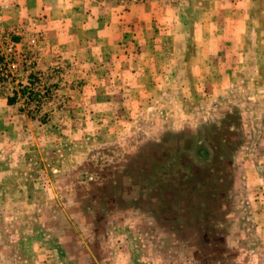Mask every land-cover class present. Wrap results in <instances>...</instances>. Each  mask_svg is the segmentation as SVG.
I'll list each match as a JSON object with an SVG mask.
<instances>
[{
    "label": "rangeland",
    "instance_id": "1",
    "mask_svg": "<svg viewBox=\"0 0 264 264\" xmlns=\"http://www.w3.org/2000/svg\"><path fill=\"white\" fill-rule=\"evenodd\" d=\"M99 1L168 26L70 76L0 0V264H264V0L211 43L209 0Z\"/></svg>",
    "mask_w": 264,
    "mask_h": 264
},
{
    "label": "crops",
    "instance_id": "2",
    "mask_svg": "<svg viewBox=\"0 0 264 264\" xmlns=\"http://www.w3.org/2000/svg\"><path fill=\"white\" fill-rule=\"evenodd\" d=\"M16 1L14 6L22 13L15 21L21 24L19 36L15 39L18 46L31 44L30 35L41 31L45 37L39 44L42 64L53 61L67 64L70 76L81 68L80 61L103 60L123 46L129 51L137 42L152 44L160 39L154 36L138 38L137 32L141 28L153 26V30H157L168 26L163 3L155 1L129 9L112 1L99 0ZM246 4L244 0H209L205 13L210 19L206 25L211 24V31L205 32L209 35L205 43L213 40L214 29L219 27L216 22L220 20L225 24L226 20L239 24L241 28L246 25V9L241 13Z\"/></svg>",
    "mask_w": 264,
    "mask_h": 264
},
{
    "label": "built area",
    "instance_id": "3",
    "mask_svg": "<svg viewBox=\"0 0 264 264\" xmlns=\"http://www.w3.org/2000/svg\"><path fill=\"white\" fill-rule=\"evenodd\" d=\"M124 1V0H121ZM131 3H145L147 0H127ZM16 42H11L10 47L16 46ZM23 61L26 63L28 67L32 66L37 61V55L35 53H24L23 55ZM12 66L17 69L18 64L12 63ZM10 68V73L8 72V69ZM14 70L11 69V65L7 64V55L3 52V48L0 47V78L2 77H9L10 75H14ZM35 90V88H34Z\"/></svg>",
    "mask_w": 264,
    "mask_h": 264
},
{
    "label": "trees",
    "instance_id": "4",
    "mask_svg": "<svg viewBox=\"0 0 264 264\" xmlns=\"http://www.w3.org/2000/svg\"><path fill=\"white\" fill-rule=\"evenodd\" d=\"M14 100H15L14 98H10L9 102L12 104V103H14Z\"/></svg>",
    "mask_w": 264,
    "mask_h": 264
}]
</instances>
